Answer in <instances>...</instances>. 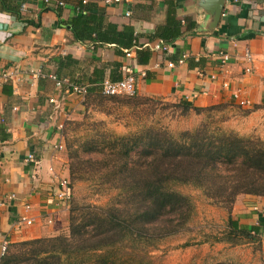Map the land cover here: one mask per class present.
Instances as JSON below:
<instances>
[{
    "label": "crops",
    "instance_id": "obj_1",
    "mask_svg": "<svg viewBox=\"0 0 264 264\" xmlns=\"http://www.w3.org/2000/svg\"><path fill=\"white\" fill-rule=\"evenodd\" d=\"M5 1L17 5L19 14L6 11L0 0V70L17 69L20 75L14 82L0 81V243L52 235L68 210L54 197L57 180L68 178L60 127L83 116L84 96L66 95L54 112L49 99L62 92L52 76L100 93L104 78L117 80L131 69L140 96L184 99L198 107L231 103L252 109L239 118L248 127L264 129V0H222L216 17L215 0L97 3L90 12L104 23H114L118 31L132 28L129 56L114 43L99 46L73 37L69 21L80 14L82 0L63 7L44 0ZM218 51L229 54L226 64H220ZM182 55L186 58L178 63ZM31 70L41 75L32 77ZM28 153L38 159L36 171L25 161ZM231 215L239 227L258 229L264 259V197L237 196ZM21 216L32 223L19 222Z\"/></svg>",
    "mask_w": 264,
    "mask_h": 264
},
{
    "label": "trees",
    "instance_id": "obj_2",
    "mask_svg": "<svg viewBox=\"0 0 264 264\" xmlns=\"http://www.w3.org/2000/svg\"><path fill=\"white\" fill-rule=\"evenodd\" d=\"M102 1L88 0L85 7L80 2V14L69 21L73 37L99 46L114 43L126 53L134 44L133 30L127 26L118 31L114 23H104L99 14L90 12ZM1 3L18 16L17 5ZM146 103L155 105L161 100L87 90L85 113L92 105L112 104L126 108L136 120L135 129L121 135L101 131L72 137L81 125L77 120L61 128L71 191L77 182L91 181L94 192L111 195L101 205L80 202L71 193L67 233L9 242L0 264H152L147 258L149 249L193 232L196 205L190 195L178 190L181 185L199 189L209 204L225 209L227 234L256 242L260 251L258 229L239 227L231 212L241 194L264 197V140L222 126L227 119L246 116L252 109L231 103L198 107L181 99L169 106L182 116L193 112L205 118L192 129L172 132L147 124ZM228 108L238 112L226 117L212 114ZM195 243L190 240L183 246ZM201 264L243 263L224 258ZM258 264H264L261 256Z\"/></svg>",
    "mask_w": 264,
    "mask_h": 264
},
{
    "label": "rangeland",
    "instance_id": "obj_3",
    "mask_svg": "<svg viewBox=\"0 0 264 264\" xmlns=\"http://www.w3.org/2000/svg\"><path fill=\"white\" fill-rule=\"evenodd\" d=\"M176 102V101H175ZM173 101H163L159 104L146 103V116L144 119L147 124L152 123L158 126H165L172 132H179L183 129L194 128L204 115H196L189 112L186 115H180L179 110L169 106ZM163 103V104H162ZM116 105L110 106L92 105L83 116L77 120L81 125L71 134L72 137L85 136L89 133L101 131H111L117 134H125L129 130L135 129L136 120L126 108H116ZM238 112L231 108L212 113L214 116H228ZM207 114V113H206ZM242 116H234L222 123L226 129H234L240 134H254L264 140V129L259 127H248ZM73 125L71 126V129ZM65 157L67 159L65 147L63 146ZM68 162V160H67ZM69 179V178H68ZM178 190L192 197L196 205V212L192 220L193 232L184 236L165 239L156 248L149 249L147 258L152 264H201L205 261L230 258L238 260L243 264H258L260 256L256 242L252 243L244 237L229 235L227 223L228 212L220 207L211 205L202 196L201 191L189 185L178 186ZM74 199L104 205L111 194L100 195L94 192L91 181H80L72 185L71 191ZM71 202V200H70ZM69 202V204H70ZM69 207V206H68ZM68 207H66L68 209ZM68 228V210L63 221L55 228L52 235L67 233ZM49 235V236H52ZM222 238V239H221ZM230 238V240H228ZM216 239H221L216 241ZM233 239V240H232ZM195 241L189 246H183L186 241ZM202 241V242H198Z\"/></svg>",
    "mask_w": 264,
    "mask_h": 264
},
{
    "label": "built area",
    "instance_id": "obj_4",
    "mask_svg": "<svg viewBox=\"0 0 264 264\" xmlns=\"http://www.w3.org/2000/svg\"><path fill=\"white\" fill-rule=\"evenodd\" d=\"M46 3L54 4L56 7H63L67 3L68 0H44ZM83 3L86 2V0H82ZM129 0H103L102 3L104 5H116L120 3H127ZM126 15H129V11L125 12ZM157 49H166L167 46L163 44H157L155 46ZM127 56L130 55V50L126 51L125 53ZM216 56L219 57L220 64L224 65L229 60V54L225 53L223 51H218L215 53ZM244 57L246 61L251 62L252 56L248 50L245 51ZM186 58V55H182V57L178 60V63H182ZM168 67H172V63H167ZM250 68H247V71H249ZM29 74L32 77H38L41 75L40 70H31L28 71ZM20 73L17 69H13V71H6V70H0V81L2 82H14L18 80ZM52 79L54 80V84L57 88H59L62 92L61 96L59 98L52 97L49 99V102L53 106L54 112H57L61 109V100L64 99L66 95L69 94H76L80 96H84L87 92V87L85 85H78L73 83L68 78H57L55 76H52ZM99 91L102 95L110 96V95H134L137 93L136 90V75L135 73L129 69L127 70L123 77L117 80H111L110 78L106 77L104 78L100 84H99ZM234 97L238 98V94L235 93ZM240 105H246L247 102L244 100L239 99ZM62 128V126L60 127ZM58 148H62V146H59ZM25 161L27 163H32L35 167L38 165V159L33 153H28L25 156ZM33 167V168H34ZM32 177L36 178L34 174V169H32ZM58 188L54 193L55 199L65 207L69 206V202L71 200V184L68 178H59L57 180ZM9 198H13V195L9 196ZM26 209H29V205H25ZM33 219L28 218L26 216H21L19 219V222L31 224ZM9 242L7 240H3L0 243V253L1 255L6 251L7 244Z\"/></svg>",
    "mask_w": 264,
    "mask_h": 264
},
{
    "label": "water",
    "instance_id": "obj_5",
    "mask_svg": "<svg viewBox=\"0 0 264 264\" xmlns=\"http://www.w3.org/2000/svg\"><path fill=\"white\" fill-rule=\"evenodd\" d=\"M221 4H222V0H215L214 9H215L216 15H215L214 10H213V13H214L215 17L218 15V12L220 10ZM3 27H4V25H2L0 23V29L3 28Z\"/></svg>",
    "mask_w": 264,
    "mask_h": 264
}]
</instances>
